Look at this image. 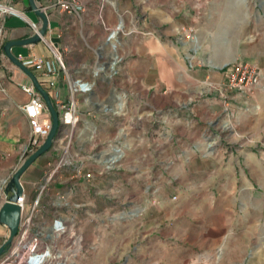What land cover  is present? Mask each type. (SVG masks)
<instances>
[{"label":"crops","instance_id":"obj_1","mask_svg":"<svg viewBox=\"0 0 264 264\" xmlns=\"http://www.w3.org/2000/svg\"><path fill=\"white\" fill-rule=\"evenodd\" d=\"M35 1L48 17L46 37L61 51L70 72L92 69L96 65V51L104 45L109 34L106 28L115 29L120 20H123L126 27L120 46L124 60L116 83L110 85L109 94L104 97L99 95L102 81H98L94 95L78 98L81 111L78 133L82 140H79L77 150L79 155L88 159L92 154L100 155L110 146L124 141V157L115 170L104 174H101L99 164L91 162L89 170L94 172V180L89 183L80 182L75 199L83 205L78 215L79 230L87 249L83 257H91L94 263L98 258L108 264H133V258L128 257L127 253L117 254L118 249L126 252L131 249L133 239L130 237L129 242H123L119 248L113 241L107 251L101 253V237L114 235L113 229L117 224L114 228L112 225L101 227L98 219L111 218L120 210L132 209L129 202H144L147 204L142 207L141 225H151L148 215L152 209L158 213V225L172 218L174 237L182 238L181 205L174 204L170 213L165 207V203L170 201L168 196L151 194L150 186L163 183L167 165H172L174 170L169 176L175 184L182 187L183 178H193L191 169L200 153L197 142L194 141L198 137V121L193 119V131L183 132V102L180 98L166 96V90L181 89L173 84L170 75L177 77L179 84L182 83L184 59L187 58L186 52L182 51L183 42L167 39L169 36L165 37L166 35L162 38L143 35L149 31L147 15L150 0ZM4 2L5 0H0V4ZM60 2L71 3L74 7L71 11H66L59 6ZM13 4L21 15L0 12V24L5 31L4 46L9 41L25 40L33 36L30 22L39 27L42 25V19L31 8L28 0H15ZM188 27V30L186 26L183 29L188 33L193 31L192 24ZM185 44L190 45V42L185 41ZM12 53L23 59H52L48 48L41 42L15 46ZM3 54L4 47L0 53V207L4 202L1 181L20 166L22 153L29 142V121L21 107L29 102L30 97L22 90V85L33 83L27 74L7 56L3 57ZM192 66L188 69L192 86L223 79L222 75L215 73L216 67L197 63ZM31 71L38 75L33 69ZM48 92L53 103H56L55 95L62 100L68 99V84L63 74L59 76L54 91ZM137 92H142L141 96H135ZM121 94H128L129 98L121 100L116 96ZM107 104H122L125 115L117 117L105 113L103 107ZM208 104L209 100L193 103V113L198 112V106ZM123 126L124 136L120 133ZM23 135L26 136V142H22ZM48 156L46 153L37 159L21 178L29 200L34 198L33 184L44 177L46 172L42 169L45 170L51 163ZM36 171L38 176H35ZM64 178L69 181L70 174H66ZM139 185L141 193H134V186ZM190 196L193 198V194ZM150 202L157 205H150ZM44 204L50 205L48 202ZM123 224L132 226L130 221ZM6 231L7 228L0 224V234ZM93 247H96L95 250H91Z\"/></svg>","mask_w":264,"mask_h":264},{"label":"rangeland","instance_id":"obj_2","mask_svg":"<svg viewBox=\"0 0 264 264\" xmlns=\"http://www.w3.org/2000/svg\"><path fill=\"white\" fill-rule=\"evenodd\" d=\"M147 17L149 31L155 32L156 38L166 35L183 42L187 58L182 83L170 75L181 89L166 90V96L183 102V132L193 131V119L198 121L194 141L200 153L191 169L193 178H183L182 187L169 176L172 165H167L163 183L150 186L151 194L168 196L165 207L170 213L174 204L181 205V239L174 237L172 218L158 225L155 210L150 209L148 215L151 225H141L142 207L147 203L134 201L129 202L132 209L98 219L101 227L117 224L112 238L101 237L100 251L105 253L113 241L119 248L130 237L131 249H118L117 254L127 253L133 264H264V0H150ZM191 24L193 41L183 29L186 26L188 30ZM236 60L261 68L260 85L249 94L223 89L226 78L221 68ZM196 63L216 67L215 73L223 79L190 85L188 69ZM116 79L102 80L99 95L107 96ZM201 100L210 104L198 106V112L193 113V103ZM26 140L23 135L22 142ZM79 140L82 137L72 141L71 152H77ZM48 155L51 163L42 169L45 172L56 167L62 150L52 149ZM35 173L38 176V171ZM65 174H55L57 188L66 181ZM134 193H141L140 185L134 186ZM126 221L132 226L123 224ZM6 233L8 230L0 234V245ZM75 264L108 263L98 258L94 263L91 257L81 256Z\"/></svg>","mask_w":264,"mask_h":264},{"label":"built area","instance_id":"obj_3","mask_svg":"<svg viewBox=\"0 0 264 264\" xmlns=\"http://www.w3.org/2000/svg\"><path fill=\"white\" fill-rule=\"evenodd\" d=\"M14 1L5 0L1 3L0 12L7 15H21L14 7ZM59 6L66 11H71L74 7L67 2H60ZM120 24L123 25V29H120ZM30 26L34 34L39 33L41 27L32 22ZM106 30L109 34L104 45L96 51L97 62L92 69L70 72L61 51L46 36L41 37L40 42L48 48L52 59L18 57L23 65L38 74L35 76L47 92L54 91L59 76L63 74L69 94L67 100L55 95L56 103H53L51 98L60 119L59 132L52 149L57 152L62 150V157L53 170L46 172L40 181L33 184V199H28L23 185L24 192L16 202L21 207L19 230L13 243L0 257V264H75V261L87 252L78 223V215L83 205L75 199L79 192V183H89L94 180V172L89 170L91 162L101 166V174L115 170L124 157L125 148L124 141H120L118 145L110 146L100 155L92 154L88 159H84L78 151L71 152L72 141L75 137H79L78 129L81 123L79 96L91 97L95 94L98 81L116 79L124 60L120 53L121 38L126 33L123 20L119 21L115 29L106 28ZM191 32L193 31L190 30L187 34V39L193 41ZM143 35L156 38L155 32L147 31ZM4 39V26L0 24V53L3 51ZM3 57L6 55L3 54ZM221 71L225 74L223 89L227 92L249 94L260 85L262 78L261 68L249 61L236 60L221 68ZM22 90L30 97L29 102L21 107L29 121L30 137L22 153L20 166L44 144L53 127L51 112L34 84L22 85ZM116 96L121 100L129 98L128 94ZM223 98L226 107H229L224 94ZM103 108L114 116L125 115L122 104H107ZM120 133L124 136V126L120 129ZM18 168L1 181L4 201L5 190ZM61 171L70 174V180L62 182V187L57 188L54 176ZM47 202L50 205L44 204ZM7 230L4 242L10 234L8 228Z\"/></svg>","mask_w":264,"mask_h":264},{"label":"water","instance_id":"obj_4","mask_svg":"<svg viewBox=\"0 0 264 264\" xmlns=\"http://www.w3.org/2000/svg\"><path fill=\"white\" fill-rule=\"evenodd\" d=\"M28 1L34 12L42 19V25L39 33H36L25 40L7 42L4 46V52L13 64H15L20 70L30 77L36 89L43 96L52 115L53 127L44 144L18 168L5 190L6 198L0 207V224L8 228L10 234L7 241L0 245V257L13 243L14 238L16 237L19 230L21 221V207L16 202L24 192L21 178L30 168V166L36 162L37 159L52 150L54 141L60 128L59 114L52 103L49 93L39 84L35 74L25 65H23V63L19 61V59L12 53V48L15 46H27L39 43L41 41V37L46 36L48 31L49 21L45 11L38 6L35 0Z\"/></svg>","mask_w":264,"mask_h":264},{"label":"bare ground","instance_id":"obj_5","mask_svg":"<svg viewBox=\"0 0 264 264\" xmlns=\"http://www.w3.org/2000/svg\"><path fill=\"white\" fill-rule=\"evenodd\" d=\"M119 27H120V29H123V25L122 24H120Z\"/></svg>","mask_w":264,"mask_h":264}]
</instances>
